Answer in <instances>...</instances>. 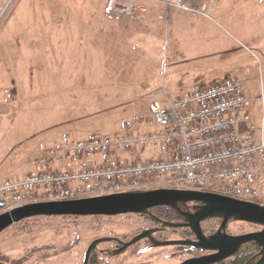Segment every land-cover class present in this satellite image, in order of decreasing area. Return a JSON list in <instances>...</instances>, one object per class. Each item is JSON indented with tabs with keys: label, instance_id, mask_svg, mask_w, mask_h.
<instances>
[{
	"label": "rangeland",
	"instance_id": "obj_1",
	"mask_svg": "<svg viewBox=\"0 0 264 264\" xmlns=\"http://www.w3.org/2000/svg\"><path fill=\"white\" fill-rule=\"evenodd\" d=\"M111 1L0 0V186L38 171L42 161L50 165L54 159L48 158L49 151L64 134L74 141L90 134L115 137L124 134L126 120L134 121L138 114L151 117L153 100L166 104V77H174L178 69L193 75L206 66L226 65L227 76L243 82L255 126L264 132V0H225L223 12H234L219 25L194 18L204 24V35L166 20L163 0H126L146 8L134 16L110 11ZM175 40L193 59L172 57L167 45ZM200 54L210 55L209 63L194 59ZM172 81H167L170 92ZM136 129L145 130L137 124ZM147 155L160 153L150 147ZM58 157L69 165L65 156ZM259 188L264 196V167ZM161 189L172 188L160 184L148 191ZM7 211L0 195V214ZM142 225L133 217L113 222L30 218L0 234V262L84 264L94 240L133 234ZM261 231L244 222L227 226L231 236ZM138 250L94 258L93 264H180L188 259L167 257L175 253L172 249Z\"/></svg>",
	"mask_w": 264,
	"mask_h": 264
},
{
	"label": "built area",
	"instance_id": "obj_2",
	"mask_svg": "<svg viewBox=\"0 0 264 264\" xmlns=\"http://www.w3.org/2000/svg\"><path fill=\"white\" fill-rule=\"evenodd\" d=\"M166 6L212 19L206 0H163ZM112 0L110 11L127 16L146 8ZM264 108V96L262 97ZM251 100L238 78L200 85L164 106L152 103V115L123 123L124 134H91L71 141L67 134L49 151L69 165L52 169L47 161L18 182L5 181L0 195L8 210L47 201H69L125 192L169 188L206 192L242 201H262L259 175L264 167V135L250 113ZM157 125L151 131L136 129ZM150 147L160 156L142 158Z\"/></svg>",
	"mask_w": 264,
	"mask_h": 264
},
{
	"label": "water",
	"instance_id": "obj_3",
	"mask_svg": "<svg viewBox=\"0 0 264 264\" xmlns=\"http://www.w3.org/2000/svg\"><path fill=\"white\" fill-rule=\"evenodd\" d=\"M197 201L204 206L200 207L189 220L194 221L190 226L197 236L195 247L212 251L214 254L195 257L183 264H222L235 257L250 245L258 248V253L252 258L254 264H264V205L251 201H242L226 196L178 189H161L146 192H125L112 195L71 200L51 201L27 204L0 214V234L15 224L34 217L53 216H118L128 213H144L155 206L176 207L180 202ZM222 219L219 231L213 236H205L200 223L206 219ZM231 221L257 225L263 231L241 236H231L227 233L228 223ZM151 235L144 232L128 243H122L127 249ZM112 239H99L89 247L84 264H89L93 250L102 243ZM173 243H156L154 247L166 246ZM0 264H4L0 262Z\"/></svg>",
	"mask_w": 264,
	"mask_h": 264
},
{
	"label": "flooded vegetation",
	"instance_id": "obj_4",
	"mask_svg": "<svg viewBox=\"0 0 264 264\" xmlns=\"http://www.w3.org/2000/svg\"><path fill=\"white\" fill-rule=\"evenodd\" d=\"M202 206H204L202 202L186 201V202L178 203L176 207L166 206V205L155 206L149 208L144 213H138V214L128 213L118 216L86 217L91 220H95V218H98L100 220L109 219V222H113L117 217H133L135 218L136 222L143 224L140 228L137 229L138 232L135 231L133 234L131 232H128L126 233V235L123 236H119V234H113L96 239L99 240L103 238L105 239L113 238L110 243L109 242L102 243L100 245V249H95L92 251L89 264H93L94 258L96 259L98 258L99 261H102V258L108 257L111 255V253L114 252H116L115 255L117 254V255L125 256L129 251L131 253L135 249L136 250L139 249L138 252L141 254L153 252L165 248L172 249L175 251V253H171L167 257H172L173 255L176 254H181V256L183 255L188 256V259L182 261L180 264H183L184 262L193 259L195 257L208 256L214 254V252L212 251H206V250L204 251L202 249H198L195 247L197 236L192 230V227L190 226L191 224L194 223V221L189 220V218L191 216H194L197 213L198 209ZM73 217L76 218L78 216H73ZM79 218H83V217H79ZM218 222L220 223L219 226H217ZM222 222H223L222 219L219 218L206 219L200 223L201 230L205 236H213L219 231ZM144 232H151V235L148 238L133 244L127 249L123 248L122 243H128L132 241L136 236ZM154 242L173 243V244H166V246L154 247ZM142 243L144 244V246L139 248ZM91 244L89 245V247L91 246ZM252 249L253 248L251 247H247L239 254H237L235 257L226 260L222 264H241L242 263L240 262L241 257L248 258L243 264H253L254 261L252 262L251 260L255 256L256 251H252ZM86 254H85V259H86ZM250 255L252 256L250 257Z\"/></svg>",
	"mask_w": 264,
	"mask_h": 264
},
{
	"label": "crops",
	"instance_id": "obj_5",
	"mask_svg": "<svg viewBox=\"0 0 264 264\" xmlns=\"http://www.w3.org/2000/svg\"><path fill=\"white\" fill-rule=\"evenodd\" d=\"M206 2L214 9V15L212 17V19H208L206 17H203L201 15H195V14H189V13H185L182 12L178 9L175 8H170L168 6L164 7L166 8V20H168L170 23H173L175 25V27L177 28H181L182 26H184L186 29H195L202 32L201 35H204L203 28H205L204 24H197L194 23V18L198 17L201 20L204 21H208L212 24L215 25H219L220 21L225 20L227 17H230L234 10H226L223 12V9L225 7V0L224 3L222 0H206ZM221 3H223L221 5ZM156 11L157 7H155ZM157 14V13H156ZM158 15V14H157ZM261 17V16H260ZM178 40H175L174 42L170 43L167 46H172L170 48L171 53H172V57L174 59L177 60H185L186 58H189L188 55L185 53L186 51H184V49L178 45ZM173 44V45H172ZM174 46V47H173ZM171 55V54H170ZM169 55V56H170ZM171 57H169L170 59ZM208 58H210V55H202L200 54L197 58L194 57V59L196 60H206V62L209 60ZM168 59V56L166 55V60ZM189 59H193V58H189ZM168 61V60H167ZM166 61V62H167ZM209 63V62H207ZM226 65L222 66L221 65H210V66H206L205 68H203L204 70L198 71L196 70L195 73L193 75H186L184 74L182 69H178L176 70V74L174 77H166V87H165V91H166V104L165 102H160L159 100H153L154 101H159L162 105L167 106L168 105V100H172L175 99L179 96H181L182 94H184L185 92H189V91H193L194 89H196L198 86L200 85H208V84H212V83H216L219 81H222L226 78H229L227 75V71L225 70ZM198 71V72H197ZM169 79H173L172 81V89L171 92L169 91V85L167 84V81ZM239 79V78H238ZM210 81V83H208ZM189 87V88H188ZM173 93V94H171ZM179 93V96H178ZM171 96V97H170ZM248 97V96H247ZM250 100L251 98L248 97ZM145 130L147 131H151L155 128V125H150V126H146L144 127ZM140 130V129H139ZM259 133V130H258ZM264 135L263 129L260 131V134ZM142 158H148V157H152L151 155H147V150L145 152H143L141 154ZM63 160L61 157H58L56 159H54V161L50 162V165H53L54 167L57 168H62L67 166L66 163L65 165L62 164Z\"/></svg>",
	"mask_w": 264,
	"mask_h": 264
},
{
	"label": "trees",
	"instance_id": "obj_6",
	"mask_svg": "<svg viewBox=\"0 0 264 264\" xmlns=\"http://www.w3.org/2000/svg\"><path fill=\"white\" fill-rule=\"evenodd\" d=\"M178 98V97H177ZM139 115V114H138ZM151 115H152V106H151ZM130 120V119H129ZM127 121V120H126ZM125 121V122H126ZM91 135V134H90ZM100 135H103V134H100ZM107 136V135H106ZM70 138V137H69ZM71 141H74V140H71ZM78 141V140H77ZM58 143V142H57ZM49 158V157H48ZM49 167L50 168H52V169H56L57 167H54L53 165H49ZM20 180H22V179H20ZM19 179H17V180H14V182H18V181H20ZM255 203H259V204H263L262 203V201H255ZM241 256H242V254H241ZM252 255H250V257H251ZM246 259H248L247 257H241V259H240V262H242L241 264H243V263H245V261H246Z\"/></svg>",
	"mask_w": 264,
	"mask_h": 264
}]
</instances>
